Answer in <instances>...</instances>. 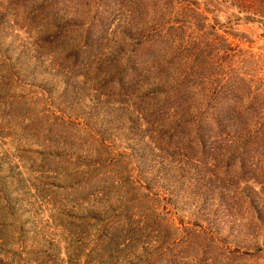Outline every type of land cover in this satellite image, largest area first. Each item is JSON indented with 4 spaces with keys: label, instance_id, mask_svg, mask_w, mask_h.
Returning a JSON list of instances; mask_svg holds the SVG:
<instances>
[{
    "label": "rangeland",
    "instance_id": "obj_1",
    "mask_svg": "<svg viewBox=\"0 0 264 264\" xmlns=\"http://www.w3.org/2000/svg\"><path fill=\"white\" fill-rule=\"evenodd\" d=\"M263 116L264 17L229 0H0V264H264V149L223 164Z\"/></svg>",
    "mask_w": 264,
    "mask_h": 264
},
{
    "label": "trees",
    "instance_id": "obj_2",
    "mask_svg": "<svg viewBox=\"0 0 264 264\" xmlns=\"http://www.w3.org/2000/svg\"><path fill=\"white\" fill-rule=\"evenodd\" d=\"M233 5L238 7L244 11V13L253 15H259L260 17H264V0H229ZM146 35H143L139 41V45L143 46V41L146 43L145 38ZM151 40V39H150ZM149 37L148 42L150 43ZM133 51V50H131ZM112 57L115 59L118 57L117 54H113ZM125 69H123L120 74H118V79H121ZM166 94V93H165ZM171 94L164 95V98L161 102H159L156 108L162 110L165 105L168 104L169 96ZM247 107V106H246ZM182 115L170 123L168 122L166 126L163 127L162 133L167 135L168 138H173L176 135H179L184 129H193L194 134L188 137V141L192 143H196L199 148L200 153L208 152L207 146L210 147V151L213 149L220 135L222 134L223 128L225 126L223 123L218 120L214 124H208L204 122H194L191 121L192 117L190 115ZM187 116V117H186ZM257 125L249 128L245 133H241L240 141L237 140L236 143H232L231 152L225 158L224 166L229 167V165H235L238 163L239 172L243 171V168L246 166L249 158L258 150L264 149V116L263 118L256 123ZM247 133V134H246ZM193 145V144H192ZM197 149V148H196ZM196 164L193 165V168Z\"/></svg>",
    "mask_w": 264,
    "mask_h": 264
}]
</instances>
